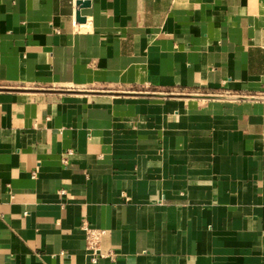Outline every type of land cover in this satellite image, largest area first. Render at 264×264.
Returning <instances> with one entry per match:
<instances>
[{"label": "crops", "instance_id": "obj_1", "mask_svg": "<svg viewBox=\"0 0 264 264\" xmlns=\"http://www.w3.org/2000/svg\"><path fill=\"white\" fill-rule=\"evenodd\" d=\"M0 264H264V0H0Z\"/></svg>", "mask_w": 264, "mask_h": 264}, {"label": "built area", "instance_id": "obj_2", "mask_svg": "<svg viewBox=\"0 0 264 264\" xmlns=\"http://www.w3.org/2000/svg\"><path fill=\"white\" fill-rule=\"evenodd\" d=\"M72 155V152L69 151L64 155L63 163L67 164L68 157ZM63 194V192L61 193ZM83 229L86 233V250L91 255V261L97 263L99 259L102 258H113L114 255L111 252H102L100 249L102 239L107 235V231L103 229H93L90 228L86 223L83 225Z\"/></svg>", "mask_w": 264, "mask_h": 264}, {"label": "water", "instance_id": "obj_3", "mask_svg": "<svg viewBox=\"0 0 264 264\" xmlns=\"http://www.w3.org/2000/svg\"><path fill=\"white\" fill-rule=\"evenodd\" d=\"M78 6H81V7L83 8V7L86 6V3H78ZM77 20H78V22H82V20H81L79 14L77 15Z\"/></svg>", "mask_w": 264, "mask_h": 264}]
</instances>
